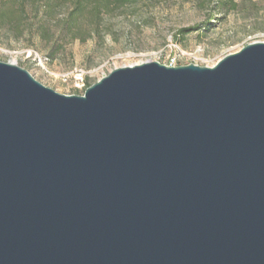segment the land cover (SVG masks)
Returning <instances> with one entry per match:
<instances>
[{
	"label": "water",
	"instance_id": "water-1",
	"mask_svg": "<svg viewBox=\"0 0 264 264\" xmlns=\"http://www.w3.org/2000/svg\"><path fill=\"white\" fill-rule=\"evenodd\" d=\"M0 264H264V41L71 95L0 61Z\"/></svg>",
	"mask_w": 264,
	"mask_h": 264
},
{
	"label": "rangeland",
	"instance_id": "rangeland-1",
	"mask_svg": "<svg viewBox=\"0 0 264 264\" xmlns=\"http://www.w3.org/2000/svg\"><path fill=\"white\" fill-rule=\"evenodd\" d=\"M223 1L230 0L130 1L105 13L98 32L85 42L61 37L63 8L48 40L36 24L21 37L0 27V61L22 66L68 95L84 93L75 81L91 85L124 65L151 60L169 65L175 59L176 65L212 66L249 43L264 41V0H233L236 8H223ZM195 26L176 40L180 29Z\"/></svg>",
	"mask_w": 264,
	"mask_h": 264
},
{
	"label": "trees",
	"instance_id": "trees-1",
	"mask_svg": "<svg viewBox=\"0 0 264 264\" xmlns=\"http://www.w3.org/2000/svg\"><path fill=\"white\" fill-rule=\"evenodd\" d=\"M130 1L136 0H0V27L21 37L36 24L41 38L48 40L52 36V22H56L60 10L66 8V15L61 19V37L85 42L98 32L105 13ZM221 6L236 8L237 3L233 0L223 1ZM34 19L37 20L36 23ZM196 29L198 26L180 29L176 40L183 33ZM88 86L90 84H86V88Z\"/></svg>",
	"mask_w": 264,
	"mask_h": 264
},
{
	"label": "built area",
	"instance_id": "built-area-1",
	"mask_svg": "<svg viewBox=\"0 0 264 264\" xmlns=\"http://www.w3.org/2000/svg\"><path fill=\"white\" fill-rule=\"evenodd\" d=\"M174 60H175V59H172V61L170 62L169 65H171V66L176 65L175 62H174ZM105 75H107V74H104L103 76H105ZM103 76H102V77H103ZM62 78H63L64 81H67V80H68V77H66V76H62ZM75 85H76L81 91H83V90L85 89V87H86V83L83 81V79L78 80V81H75Z\"/></svg>",
	"mask_w": 264,
	"mask_h": 264
}]
</instances>
